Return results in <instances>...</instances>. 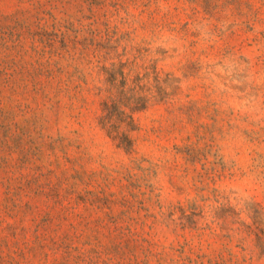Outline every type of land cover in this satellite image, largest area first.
Listing matches in <instances>:
<instances>
[{
  "label": "rangeland",
  "instance_id": "1",
  "mask_svg": "<svg viewBox=\"0 0 264 264\" xmlns=\"http://www.w3.org/2000/svg\"><path fill=\"white\" fill-rule=\"evenodd\" d=\"M0 264H264V0H0Z\"/></svg>",
  "mask_w": 264,
  "mask_h": 264
}]
</instances>
